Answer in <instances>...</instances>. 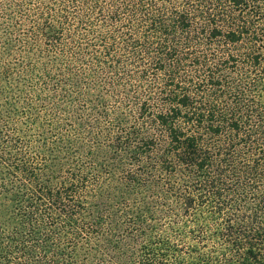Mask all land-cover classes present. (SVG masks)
<instances>
[{
  "label": "trees",
  "instance_id": "obj_1",
  "mask_svg": "<svg viewBox=\"0 0 264 264\" xmlns=\"http://www.w3.org/2000/svg\"><path fill=\"white\" fill-rule=\"evenodd\" d=\"M156 1L0 0V96L37 92L34 96L40 101L39 109L26 102L30 106L27 117L36 120L42 116L35 111H45L39 130L46 135L39 137L47 138L53 147L50 151L55 152L53 156L50 152L48 159L46 148L41 146L38 153L42 164L51 160L58 163L72 155L93 163L102 149L108 155L118 154V136L112 128L95 126L98 114L105 111L106 98L102 93L91 94L92 86L99 84L84 65L97 67L114 52L112 33L104 35L101 27L118 30L119 22L120 26L131 22L127 18L140 13L147 17ZM221 2L219 21L223 22L214 29L220 33L217 27L226 25L225 36L230 43L250 35L252 62L260 64L262 57L264 64V0ZM157 15L162 23L166 15ZM257 41L261 44L254 45ZM248 90L246 95L239 93L243 108L234 105L236 112L244 114H230L227 130L232 138L217 147H203L202 135L186 136L178 129L173 123L180 115L176 108L156 115L157 122L167 130L169 149L178 153L186 172L164 176L148 173L124 188L118 181L108 192L89 201L77 193L78 182L85 185L91 177L79 174L86 165L82 164L76 168L77 180L72 178L70 188L42 190L58 203L63 201V193L71 192V228L75 233L89 229L98 235L90 244H75L70 263L264 264V83L253 82ZM77 114L79 122H72ZM210 127L213 136L222 135L220 126ZM48 128L49 134L45 132ZM67 143L75 149L68 145L63 151ZM142 144L152 146L149 140ZM212 165L216 166L214 172H203ZM139 185H150L148 194H142ZM100 198L108 200L111 207L96 206L94 200ZM172 207L176 210L173 213ZM179 211L192 217L196 226L189 230L191 240L182 239L187 232L179 226ZM205 211H209L215 231H207ZM115 217L117 220H113ZM169 217L170 225L164 221ZM104 232L112 234L111 238L103 237ZM114 244L118 245L116 250L107 252Z\"/></svg>",
  "mask_w": 264,
  "mask_h": 264
},
{
  "label": "rangeland",
  "instance_id": "obj_2",
  "mask_svg": "<svg viewBox=\"0 0 264 264\" xmlns=\"http://www.w3.org/2000/svg\"><path fill=\"white\" fill-rule=\"evenodd\" d=\"M221 1L159 0L153 3L150 17L137 14L127 18L131 22L125 26H120L118 20V30L101 27L104 35L112 33L114 52L103 58V64L96 67L88 63L84 69L99 84L92 86L91 94L102 93L106 98L105 111L98 114L99 123L95 126L112 128L118 136V154L108 155L102 149L93 159L94 164L75 155L62 157L58 163L51 160L42 164L38 153L41 146L46 148L48 159L55 152L50 151L53 147L47 138L39 137L46 135L39 130L45 111H35L42 116L36 120L27 117L30 106L26 102L39 107L40 101L34 96L37 92L11 98L0 96V264H71L75 244L87 245L98 237L89 229L75 233L71 228V192L63 193V201L58 203L42 191L50 187L66 190L67 185L70 188L72 178L77 180L76 168L82 164L86 165L79 174L91 177L85 185L78 182L77 193L89 201L108 192L118 181H122L119 187L124 188L134 179L138 183L148 173L164 176L168 172H186L178 153L169 149L166 128L157 122L156 115L167 108L177 109L180 115L173 123L186 136L202 135L203 147H217L232 138L227 125L230 114L239 113L234 105L243 108L239 93H249L253 82L264 83V64L262 57L260 64L252 62L250 35L230 43L225 36L226 25L217 27L220 33L214 29L223 22L219 21ZM157 12L166 15L162 23ZM258 44L260 41L254 43ZM79 117L77 114L71 121L79 122ZM210 124L223 129L220 137L211 134ZM45 132L49 134V128ZM83 136L87 134L84 132ZM145 140L152 146L142 144ZM215 170L212 165L203 172ZM138 187L142 194H148L150 185ZM94 202L96 206L111 207L103 198ZM172 210L176 211L173 207ZM205 213L207 231H215L209 211ZM185 215L176 213L179 226L187 232L182 239L191 240L189 230L196 226L192 217ZM171 219L164 221L170 225ZM104 234L103 237L111 238L109 232ZM117 246L114 244L113 250L107 252H114Z\"/></svg>",
  "mask_w": 264,
  "mask_h": 264
}]
</instances>
